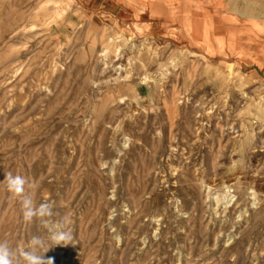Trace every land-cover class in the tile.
Instances as JSON below:
<instances>
[{
    "label": "rangeland",
    "instance_id": "obj_1",
    "mask_svg": "<svg viewBox=\"0 0 264 264\" xmlns=\"http://www.w3.org/2000/svg\"><path fill=\"white\" fill-rule=\"evenodd\" d=\"M186 1L0 0V181L71 216L54 264H264V0Z\"/></svg>",
    "mask_w": 264,
    "mask_h": 264
},
{
    "label": "clouds",
    "instance_id": "obj_2",
    "mask_svg": "<svg viewBox=\"0 0 264 264\" xmlns=\"http://www.w3.org/2000/svg\"><path fill=\"white\" fill-rule=\"evenodd\" d=\"M0 184L10 198L18 201L23 222L38 224L45 232L43 236L30 234L24 244L13 245L7 239L0 240V264H54L53 258H45V253L55 245L71 242V216L58 213L51 201H37V185L23 175L6 172Z\"/></svg>",
    "mask_w": 264,
    "mask_h": 264
},
{
    "label": "bare ground",
    "instance_id": "obj_3",
    "mask_svg": "<svg viewBox=\"0 0 264 264\" xmlns=\"http://www.w3.org/2000/svg\"><path fill=\"white\" fill-rule=\"evenodd\" d=\"M153 1H155V0H153ZM157 1V0H156ZM186 1V0H185ZM196 1V0H195ZM160 2V1H159ZM187 2V1H186ZM189 2V1H188ZM190 3V2H189ZM191 3H192V0H191ZM202 3V2H201ZM174 4V3H173ZM175 4H177L178 6L180 5V3H178V1L177 2H175ZM193 4V3H192ZM203 4V3H202ZM160 5V4H159ZM170 5V4H169ZM216 5V4H215ZM173 6V5H172ZM171 8V7H170ZM203 10H205V9H202V11ZM222 10V9H221ZM214 11V10H213ZM203 14V13H202ZM215 14V13H214ZM213 14V15H214ZM219 14V13H218ZM213 15H211L212 17H213ZM216 15H217V13H216ZM205 16V15H204ZM215 16V15H214ZM218 16V15H217ZM167 17V16H166ZM165 17V18H166ZM188 17V16H187ZM189 18V17H188ZM210 18V17H209ZM220 18V17H219ZM231 19V18H230ZM233 19V18H232ZM165 20H167V19H165ZM246 20V19H245ZM169 21V20H168ZM223 21V20H222ZM236 21H237V19H236ZM227 22V21H226ZM234 23V22H233ZM239 24H241V21H240V23ZM245 24V23H244ZM229 25V24H228ZM234 25V24H233ZM225 26V25H224ZM249 27V26H248ZM182 29V28H181ZM198 31V30H197ZM227 32V31H226ZM228 33H229V31H228ZM233 33V32H232ZM147 35V34H146ZM230 35H232V34H230ZM237 35V34H236ZM224 36V35H223ZM243 37V36H242ZM252 38V37H251ZM181 39V38H180ZM205 39V38H204ZM228 39V38H227ZM244 39V38H243ZM185 41V40H184ZM191 41V40H190ZM196 41H198V38H197V40ZM240 41V40H239ZM242 41V40H241ZM191 42H193V41H191ZM258 42V41H257ZM243 43H244V41H243ZM198 44V43H197ZM197 44H195L196 46H198ZM257 44V43H256ZM256 44H255V46H256ZM133 46V45H132ZM240 46V45H239ZM243 46H245L244 44H243ZM202 47V46H201ZM248 48V47H247ZM248 50H249V48H248ZM235 51V50H234ZM124 66V65H123ZM128 67V66H127ZM124 70V69H123ZM236 75V74H235ZM122 76V75H121ZM145 79V78H144ZM238 79V78H237ZM141 80V79H140ZM230 123V122H229ZM12 129V128H11ZM231 129V128H230ZM234 132V131H233ZM55 134V133H54ZM220 135V134H219ZM17 153V152H16ZM20 166V165H19ZM212 201V200H211ZM244 214V213H243ZM208 226V225H207ZM214 233V232H213ZM219 246V245H218ZM219 248V247H218Z\"/></svg>",
    "mask_w": 264,
    "mask_h": 264
}]
</instances>
